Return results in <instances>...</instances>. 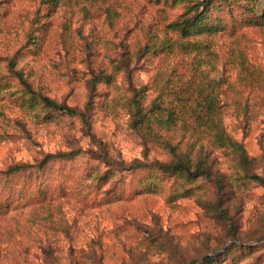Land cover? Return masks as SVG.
I'll list each match as a JSON object with an SVG mask.
<instances>
[{"label": "rangeland", "instance_id": "374dc122", "mask_svg": "<svg viewBox=\"0 0 264 264\" xmlns=\"http://www.w3.org/2000/svg\"><path fill=\"white\" fill-rule=\"evenodd\" d=\"M209 1L0 0V264H264V0Z\"/></svg>", "mask_w": 264, "mask_h": 264}, {"label": "trees", "instance_id": "16d2710c", "mask_svg": "<svg viewBox=\"0 0 264 264\" xmlns=\"http://www.w3.org/2000/svg\"><path fill=\"white\" fill-rule=\"evenodd\" d=\"M210 1L209 0H205V5H207ZM203 23V19L202 17H198L197 18H187L184 19L183 22L181 23L182 26L185 27H189L192 28V30L197 31L199 29V24ZM209 31H213V29H206ZM17 77L20 80L21 84L24 86V88L30 93H34V91L32 90L31 86L24 80L23 76L20 73H17ZM42 104L44 105L45 108H48L50 110H53L55 112H59L61 114H66V115H70V116H81L83 118L84 124L87 128H89L90 124L87 121L84 113H81L80 111H78L76 108H71L68 107L65 104H60L48 97H39ZM78 154L77 152H70V153H61L58 155H47L45 157V159L42 161L41 165H45L47 162L58 158V159H64V158H68V157H72L74 155ZM107 164H109V166H120L119 168H124L123 165L121 163L115 164L112 163L113 161H106ZM154 169H157L160 173L164 174V175H184L189 179H197L199 177H210L211 175V171L209 168H206L204 165H200L198 167L195 168V170H192L190 166H188L187 164L183 163L182 161H177V162H173V163H169V164H165V163H160V162H155L153 165ZM28 167L26 165H19V166H15L9 169V172H17L20 170H25ZM254 180L257 181H261V179H257L256 177H252ZM204 261L209 262L210 264H213V262L215 261L214 257H206L204 258Z\"/></svg>", "mask_w": 264, "mask_h": 264}]
</instances>
